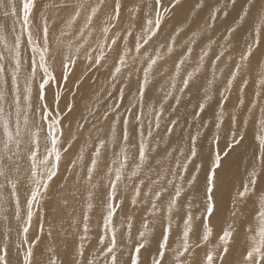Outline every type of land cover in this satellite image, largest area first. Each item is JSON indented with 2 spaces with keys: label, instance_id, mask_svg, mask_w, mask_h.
I'll use <instances>...</instances> for the list:
<instances>
[{
  "label": "snow or ice",
  "instance_id": "6c2138e0",
  "mask_svg": "<svg viewBox=\"0 0 264 264\" xmlns=\"http://www.w3.org/2000/svg\"><path fill=\"white\" fill-rule=\"evenodd\" d=\"M179 2L0 0V264H13V249L17 256L15 264H36L35 249L42 243L45 223V217L39 214L44 210L54 178L61 173L62 162L74 143L80 141L88 123L82 117L73 132L67 119L74 110V102H69L65 93L72 95L73 100L75 97L68 87L70 71L74 73L77 66L82 69L81 76L73 82L78 89L88 72L107 68L109 58L113 63L108 88L115 89L118 82H130L135 74L134 102L130 100L121 110L125 90L120 87V103L105 105L103 112L96 105L94 110L89 109V115L98 116V121H92L87 140L68 160L60 184L63 191L71 180L76 186L70 191L72 196L77 195L81 186L86 189L81 213L71 216L68 222L71 234L79 237L75 255L64 260L55 255L54 247H49L51 258L47 264H225V257L241 231L243 251L235 264H264V188L257 187L258 181L264 182V87L246 103L244 93L249 81L242 78L237 104L230 112L226 107L242 67L254 55V49L264 45V0H246L240 21L250 15L249 9H256L259 23L227 78L226 67L220 66V62L233 63L230 44L237 28L227 30L216 52L213 46L218 42L207 33L215 27L222 11L219 7L189 39H182L186 35L182 28L174 29L163 42L154 39ZM231 3L235 5L236 0ZM197 6L204 7L199 2ZM61 10H70L64 19L59 18ZM125 15L126 28L121 25ZM203 40H207V45L193 61L195 46ZM170 59L171 69L166 67ZM157 76L164 77V84L158 89L161 96L146 103V93ZM220 79H225L222 91L217 86ZM197 80L206 84L201 85L204 97L193 113L194 119L215 95L220 97L215 121L201 126L214 123L216 131L207 156L211 167L206 170L200 204L188 197L204 167L195 163L198 155L203 158V153H198L200 130L189 135L187 152L183 148L161 149L164 136L159 135L163 126L165 136H170L178 124L177 119L166 117L171 108L169 101L179 105ZM53 83L58 86L56 90L52 89ZM260 84L264 86V79ZM108 88L100 94L97 104L104 96H112ZM226 120L230 139L221 149V128ZM250 125L258 129L254 135L257 146L246 169V180L233 195L227 226L217 238L210 239L211 220L218 211L214 199L217 169L234 146L244 141V130ZM161 152L166 159H157ZM102 163L106 167L94 183ZM189 165L193 167L191 173ZM100 181H104V192L97 197L95 189L101 186ZM126 201L148 212L159 227V235H153L155 229L150 231L145 221L143 230L137 229L133 237L132 216L119 215L124 213ZM249 201L253 204L251 211ZM68 203L65 198L64 206ZM96 215V244L92 245L89 234ZM34 217L39 233L31 235ZM197 222L202 235L194 227ZM46 235L53 237V225L49 224ZM150 236L156 246L145 260L142 250L147 251ZM192 237L196 240L192 241ZM197 249L204 256L191 259Z\"/></svg>",
  "mask_w": 264,
  "mask_h": 264
},
{
  "label": "bare ground",
  "instance_id": "6f19581e",
  "mask_svg": "<svg viewBox=\"0 0 264 264\" xmlns=\"http://www.w3.org/2000/svg\"><path fill=\"white\" fill-rule=\"evenodd\" d=\"M110 2V0H109ZM198 2L203 4L204 7H198ZM219 7L222 11L218 15L217 20L215 21L214 29L208 31L207 35L212 36L218 43L214 45L213 48L216 52L220 50L219 45L223 44L222 37L225 35L227 30L232 27H236L237 31L231 36V44H230V51L233 57V63L225 64V61L222 60L220 62V66H225L226 70L224 72V77L227 78L229 71L232 69L233 64L236 60H238L240 53L244 50V45L246 42L251 39V33L254 27L259 23L258 14H254L255 9H249L250 15L245 18L243 22L240 21V15L242 14L244 8L246 7V0H236L235 5L231 3V0H182L179 4H177L176 11L172 14L171 18L162 25L161 33L158 35L157 38H154L157 42H163L168 39V37L173 33L174 29H183L186 35L182 36V39H189L192 35L193 31H198L200 27L204 25L206 21H208L210 14ZM227 12L228 15H224L223 13ZM66 11H60L59 18L64 19ZM251 17V18H250ZM122 27H127V15H125L124 20L121 22ZM191 29V31H189ZM130 40L132 38H129ZM207 40L198 41L197 45L195 46L194 53H193V61L198 56L201 48L206 47ZM261 47V46H260ZM260 47L254 49V55L250 58L248 62H246L243 70L241 72V77H239V81L242 78L248 79V86L245 89L244 96H246L249 92L252 79L257 74L259 79H264V69H259L257 65V53L260 50ZM211 55V53H210ZM173 57L172 59H174ZM172 59H170L166 65L167 68L171 69L173 67ZM100 71L93 73L92 75L95 76L98 80L103 77H107L109 72L107 68H103ZM262 72V75L261 73ZM259 80V81H260ZM225 79H220L217 82V86L220 90L224 86ZM125 84L127 85L125 87ZM164 84V77L157 76L156 80L149 86V90L146 93V103L151 102L152 100H158L161 96L160 92L158 91L159 87ZM202 84H206L205 81L197 80L196 85L191 87L190 91H187L185 95L182 97L181 102L179 105H175L173 100L169 101V105L171 108L168 109V112H171V115L166 112V117L168 120L173 118L178 120V124L176 125L173 133L170 136H165V130L162 126L159 130V135L164 136V141L161 144V149L165 147L168 148L169 151L173 149H180L183 148L185 152H187L188 147V138L190 134H195V132L199 129L201 135L198 139V153H203V158L199 155L195 160L197 164H203L204 167L201 168L199 174L197 175V183L193 186V188L188 192L189 199H193L197 204H200L203 200V189L205 188V175L206 170L209 168L211 164L210 160L207 159L209 154V145H208V137L210 131L213 129L215 132L214 123L208 124L207 127H201L204 123L208 121H213L215 112L217 110V99L219 95H215L212 100L208 101V106L206 107L203 113H200L199 116L194 119L193 113L197 111V105L201 102L202 98L204 97V88L201 87ZM260 84V82H259ZM241 82L238 86L234 88L231 92L232 96V109L237 104V97L239 95V87ZM166 86V85H165ZM120 87H124V100L121 107L123 110V105H127L129 101L134 102V97L137 91V81L135 74L132 77L130 82L124 81L123 83H118L116 88L118 94V89ZM262 87L261 84L258 87L260 90ZM97 87H86L82 91V98L78 102L79 104L76 106V110L74 113L71 114V125L72 129H75V121L81 122L82 116L87 112V106L83 107L82 104L88 105L92 98L94 97V93ZM104 88V86H102ZM118 97V96H117ZM49 98V93H48ZM112 102H115L113 100ZM115 103H120L119 100ZM109 104V103H108ZM167 107V106H166ZM175 109L172 111V109ZM81 109H83V113H81ZM241 111H243L241 109ZM85 119V117H83ZM98 121L97 117L86 118L85 120L88 121L85 127V130L89 129L93 120ZM70 121V120H69ZM228 125L227 121L221 128V144L220 147H224V142L226 140V131L224 130L225 127ZM83 133L82 138L78 143H74V147L70 150L65 160L62 162L61 165V173L57 178H54V182L51 186L50 195L48 196L47 200L45 201L44 210L39 215L45 217L44 225V235L41 237L42 243L35 249V261L36 264H47L48 261L40 260L38 257H44L43 259H47L50 256L48 252L49 247H54L56 249L55 255L61 259L67 260L72 258L75 255L74 249L78 242L79 237L74 236L71 234V230L69 228V220L71 216L79 215L82 211V202L86 197V189L81 186L79 191L77 192L76 196H72L70 191L75 189V185L72 181H69V187L64 189L63 191L60 188V184L63 183L61 177L64 175V168L68 163L70 158H74L78 148L83 145L84 141L87 140L88 131ZM215 134V133H214ZM254 131L253 128H248L245 130V139L241 142L238 148L232 150L227 157H225L222 161V166L220 169H217V189L214 194V199L218 205V211L215 213L214 217L211 220L213 230H217V233L213 235V238H217L219 234H221V229L227 226L228 218L230 215V208L231 203L228 201L227 193H230V197L233 198V195L237 188H239L243 181L246 180V169L248 168L249 161L252 158L253 152L256 150V143L257 141L254 139ZM225 139V140H224ZM88 149H86V153ZM178 155V154H176ZM157 159H166L163 152ZM106 164L102 163L100 165V173L98 175H94L93 182L95 183L98 179L99 175H102ZM189 172H193L192 165H189ZM62 174V176H61ZM224 178L220 181V179ZM101 186L95 189V194L97 197L102 196L104 189L103 184L104 181H100ZM220 186V187H219ZM258 188H264V182L258 181L257 184ZM219 189L222 191L219 192ZM220 193V194H219ZM67 198L69 203L67 207L64 206L63 200ZM255 199V197L253 198ZM95 202V201H94ZM127 202V201H126ZM125 202V203H126ZM22 204H23V190H22ZM250 206H253L252 202L249 201L248 209ZM124 213H120L119 215L124 216L125 214L132 216V223H133V237L135 238L137 234V229L143 230V225L145 221L148 222L149 230L155 229L153 235H159V227L153 223L152 217L141 207H133L132 205L124 206ZM202 207V205H201ZM98 220V215L93 217V230L89 234L90 235V243L92 245L96 244V234L97 229L95 224ZM49 224L53 225V237L51 239L47 238V231ZM61 225H63V230H61ZM117 226H119V222L117 221ZM195 229L202 233L200 230L199 222L194 225ZM3 230V226L0 225V231ZM121 231H125V229H121ZM32 235L39 233V225L37 224V218L34 222V227L31 229ZM31 234V233H30ZM193 238V237H192ZM237 243L232 247L230 253H235L237 249H241L243 251V245L241 241L243 240V231H241L236 236ZM149 244L147 246V251H143V255H147L151 253V250L154 251L155 249V240L152 237H149ZM87 247V244H86ZM51 258V256H50ZM13 264H15L17 260V256L15 255V249H13V254L11 256ZM238 261V258L232 259L230 257L225 258V264H235Z\"/></svg>",
  "mask_w": 264,
  "mask_h": 264
},
{
  "label": "rangeland",
  "instance_id": "374dc122",
  "mask_svg": "<svg viewBox=\"0 0 264 264\" xmlns=\"http://www.w3.org/2000/svg\"><path fill=\"white\" fill-rule=\"evenodd\" d=\"M182 0H180V2H181ZM179 2V3H180ZM178 3V4H179ZM176 8H177V4H176V6L172 9V11L168 14V17L166 18V21L165 22H167L170 18H171V16H172V14L176 11ZM62 12H64V10H61ZM66 11V14H65V16H64V18L65 17H67L68 16V12L70 11V10H65ZM60 13V12H59ZM257 13V10L255 9V11H254V14H256ZM251 18V17H250ZM245 46L246 45H244V49H245ZM114 55V54H113ZM239 59V58H238ZM112 63H113V60H112V58H109V60H108V66H107V70H108V72H110L111 71V65H112ZM246 64V63H245ZM257 65H258V68L260 69H264V45H262L261 47H260V50L258 51V53H257ZM104 67H101V68H99L98 70H93V71H90V72H88L87 73V75L85 76V77H83V82L80 84V86H79V88L77 89L75 86H74V83L73 82H75L76 81V79H77V77H80L81 76V72H82V69H81V67H79V66H77V68L74 70V73L73 72H71L70 71V82H69V84H68V87H70L71 89H72V92H74L75 93V97H74V100H73V96L72 95H70V94H67V93H65V95L67 96V100L69 101V102H74V110H73V112L72 113H74L75 111H77L76 110V106L79 104L78 102L80 101V99L82 98V91L84 90V89H86V87H88V86H90V87H97L96 88V90H95V93H94V97L92 98V101L88 104V105H84V104H82V106L83 107H86L87 106V112L82 116V117H85V119L86 118H92L90 115H89V109H93V105H96V107H98L99 109H100V112H103L104 111V106L106 105V106H108V107H111V105H112V103H114V102H112L113 100H115V102H117V100H118V94H115V92L117 93V89H111V88H108V85L109 84H111V79H110V76L108 75L106 78L105 77H103V76H101V78L98 80L95 76H93L92 74L93 73H95V72H98V71H100V73L102 74V72H101V70L103 69ZM242 70H243V67H242V69H241V72H242ZM125 71H127L126 69H125ZM261 73V75H262V72H260ZM56 75H57V77L59 78V69L57 70V73H56ZM260 79H259V77H258V75L256 74L255 75V77L252 79V83H251V86H250V89H249V92H248V94L245 96V100H246V103H247V101H250L253 97H254V94H255V92L256 91H258V87H259V81ZM238 81H239V78H238ZM238 81H236L235 83H234V85H233V89H232V91L234 90V88L236 87V86H238L239 85V83L241 82H238ZM119 83V82H118ZM117 83V84H118ZM102 86H104V88H102ZM117 86V85H116ZM57 84L56 83H53V85H52V89L53 90H56L57 89ZM60 87H64V85H60ZM106 88H108V90L109 91H111L112 92V96L111 97H108V96H104L103 97V99L102 100H100V102L97 104V100H98V98H99V96H100V94L106 89ZM222 90H223V87H222ZM221 90V91H222ZM232 94V93H231ZM231 96L232 95H230V98H229V103L227 104V109H228V111L230 112V111H232L233 109H232V107H233V103H232V100L233 99H231ZM219 98L220 97H218V99H217V101L219 100ZM52 99V92H49V100H51ZM109 103V104H108ZM63 103H61V108H63ZM94 110V109H93ZM218 112V108H217V110H216V112H215V115H214V118H213V122L215 121V116H216V113ZM71 113V114H72ZM81 113H83V109H81ZM71 114L70 115H68L67 116V119L68 120H70V122L72 121V118H71ZM227 121V120H226ZM81 122H82V118H81ZM76 124H77V122L75 121V129H76ZM87 126H89V125H85V127H87ZM214 128V127H213ZM241 128H242V126H241ZM248 128H253V131H254V133H256V131H258V129H256V128H254V127H252L251 125L248 127ZM247 128V129H248ZM75 129L73 130V132H75ZM246 129V130H247ZM225 131H226V134H227V136L225 137L226 138V140H228V139H230V133H229V127H228V125L225 127V129H224ZM242 130H244L243 128H242ZM85 131H88L87 129L85 130ZM245 131V130H244ZM214 133L215 132H213V129L210 131V134H209V137H208V145H209V147H210V145H211V142H212V138H213V136H214ZM225 140V139H224ZM225 140V141H226ZM241 144V143H240ZM240 144L239 145H236V146H234V149L235 148H238L239 146H240ZM256 146H257V143H256ZM224 147H225V142H224ZM224 147H222L221 149H223ZM233 149V150H234ZM231 152V151H230ZM211 167V164L209 165V168ZM61 176H62V174H61ZM224 178H222V179H220V181L221 180H223ZM220 187V186H219ZM204 191H205V188L203 189V197H204ZM219 192L221 193L222 191L219 189ZM219 193V194H220ZM230 193H227V196H228V201L229 202H232V198L230 197V195H229ZM127 205H129V203L128 202H126L125 204H124V206H127ZM251 210H253V206H250L249 207V211H251ZM36 221V217H34V219H33V225H32V228L34 227V222ZM45 226V225H44ZM46 227V226H45ZM31 228V229H32ZM31 229H30V231H31ZM31 233V235H32V232H30ZM217 233V230H213V235H215ZM201 235H202V233H201ZM211 239V238H210ZM196 240V237H193L192 238V241H195ZM241 249H237L236 251H235V253H229L228 254V257H230V258H232V259H237L238 258V260L240 259V256H241V253H242V251H240ZM151 252H153L152 250H151ZM149 256L147 257V255H143L144 256V259L145 260H148L149 258H150V254H148ZM204 256V252L202 251V250H200V249H197L196 251H195V253H194V255H193V257H191V259H195V260H200L202 257ZM40 260H43V261H48L49 259H50V256H49V258H48V260L47 259H43L44 257H38ZM225 258H227V256L225 257Z\"/></svg>",
  "mask_w": 264,
  "mask_h": 264
}]
</instances>
